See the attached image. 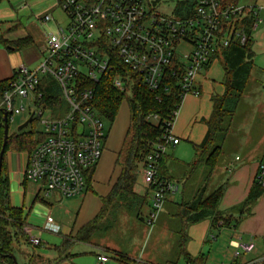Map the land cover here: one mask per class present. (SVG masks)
<instances>
[{"label":"built area","instance_id":"2783aa9c","mask_svg":"<svg viewBox=\"0 0 264 264\" xmlns=\"http://www.w3.org/2000/svg\"><path fill=\"white\" fill-rule=\"evenodd\" d=\"M58 8L64 21L56 23V30L46 38L39 67L16 69L0 108L10 122L15 114L26 112L42 117L46 109L38 105L45 97L40 91L42 81L48 77L58 85L64 98L60 97L59 103L66 102L68 111L42 123L45 139L29 154L25 177L39 185L45 197L59 193L66 199L84 193L86 173L102 158L107 135L104 118L94 105V92L87 83L109 79L115 89L124 92L132 85L128 75L132 72L153 93H167L174 86L183 100L188 95L198 97V78L215 57L234 42L247 43L244 22L253 20V33L264 27L263 7L224 9L222 0H197L194 15L185 19L153 12L149 0H58ZM41 21L50 22L52 17L47 15ZM184 45L192 50H185ZM17 101L20 107H16ZM24 101L32 107L27 108ZM149 119L159 120L157 116ZM173 121L166 122L161 141L140 165L143 184L153 188L147 218L150 228L168 196L180 191L178 183L159 174L162 157L169 147L179 144L172 134ZM255 182L264 189V161ZM222 226L219 222L217 228ZM43 229L59 232L51 217ZM30 244L40 247L42 241L31 238ZM231 247L234 260L241 253L252 254L256 248L253 238L246 243L232 242ZM98 261L104 264L108 258L98 256ZM0 264H5L1 257Z\"/></svg>","mask_w":264,"mask_h":264},{"label":"trees","instance_id":"16d2710c","mask_svg":"<svg viewBox=\"0 0 264 264\" xmlns=\"http://www.w3.org/2000/svg\"><path fill=\"white\" fill-rule=\"evenodd\" d=\"M3 1L5 0H0V6ZM239 1L222 0V7L224 9L235 8L239 6ZM149 3L153 12L185 19L194 15L197 0H149ZM171 5L173 8L170 12L158 11V8L159 10L169 9ZM252 24V19L245 21L243 24L249 37L245 45L234 42L230 47L224 49L221 54L217 55L207 67L209 68L214 61L220 60L224 71V94L213 97V112L206 122V136L200 145L194 146L195 160L186 165V169L188 168L190 171L203 170L206 184L211 183L214 172L220 167L224 152V140L247 93L251 75L254 71L256 54L253 50ZM0 44L21 51L33 43L29 38L7 43L3 37H0ZM128 75L132 80V85L124 92L115 89L109 79H104L99 84H86V87L94 92V105L103 118L111 124L114 123L123 100L127 99L130 108V126L117 160V165L122 169L118 183L110 196L104 200L100 214L91 223L84 226L74 238H69L60 247L56 248L61 258H69L66 253L76 242L81 244L93 243L100 232L111 228L112 223L110 221L117 217V212L121 208H126L129 212H135L136 210H142L144 206L149 204L148 198L151 197L153 188L147 187L144 194L137 192L138 171L141 162L152 152L154 145L161 141L166 132V122L174 120V113L179 111L183 99L181 97L182 93L174 86L167 93L164 90L153 93L142 85L136 74L129 72ZM12 79L0 81V105L5 92L10 89ZM40 91L45 93V97L42 103H38V105L43 104L45 107L52 109L60 106L59 88L52 78L43 79ZM152 116L158 117L159 120L156 124L149 119ZM38 119L39 117H35L30 125ZM10 124V118H8L9 128ZM4 126V111L0 108V153L4 144ZM32 132L23 131L20 134L11 135L9 131L5 148L0 178V257L5 264H13L11 257L15 256V244H19L21 241L30 244V238L24 231L25 219L23 212L21 209L12 207L10 203L9 182L6 176V155L9 152L33 153L37 146L44 141L45 136L40 133L38 139L34 140ZM170 161V157L166 152L160 161L159 174L162 179L172 181L173 179L168 174L167 168ZM92 172L93 168L86 173V185L90 181ZM186 177L191 178L188 173ZM225 190L226 186L221 185L213 192L207 193L206 185H204V187L196 189V193L191 198L188 197V200L185 196L179 204L171 203V208H169L173 209V212L170 214L180 220V228L176 232L179 238L178 249L180 257L184 259L186 264H205L203 255L192 257L187 251V244L190 241L188 236L190 226L207 219L213 220L214 228H217L219 222H223L224 226L230 225L231 218L226 217L219 210ZM263 195L264 189L254 182L248 197L239 205L241 208L237 212L241 214L244 211L249 212ZM236 208H234V211ZM141 216L140 212L137 213L139 220H142ZM119 257L124 262L132 261L125 254L119 255ZM133 262L135 264H145ZM167 264H177V262H168ZM237 264H240V262ZM260 264H264V260Z\"/></svg>","mask_w":264,"mask_h":264},{"label":"crops","instance_id":"0c3cea01","mask_svg":"<svg viewBox=\"0 0 264 264\" xmlns=\"http://www.w3.org/2000/svg\"><path fill=\"white\" fill-rule=\"evenodd\" d=\"M39 6H41V9H38L39 14L32 19V21H30V17L28 16V13H26L27 10L25 11V9H36L37 7L40 8ZM56 10L61 12L58 8V0H17L16 4L13 6L12 15L9 16L10 18L8 17L9 21L2 23V25L4 24L6 27L5 29H0V37H3L7 43H13L29 38L33 44L35 41H38L39 48L42 49L45 45L46 39L42 35L41 29L45 26H49L52 22H57L54 20V12ZM20 11L24 12V23H21L20 19L17 17V12ZM47 15L52 17V21L43 23L41 18ZM55 30L56 26L54 31ZM0 46L5 47L6 49L0 50V81L11 79L16 69L21 66L29 65L30 70H36L39 67L40 64L37 62L39 53L37 51L34 52L27 50L26 53L17 57L11 53L20 51H16L13 47L3 44H0ZM214 62L198 78V89L201 93L200 96L196 97L188 95L183 100L184 102L187 98L186 103L183 104L182 102L183 106L181 107L182 111L179 115V123L176 128L172 129L173 136L179 140V144L176 146H179L181 141L185 139L190 142L194 149V146L200 145L206 136V122L210 119L213 112L212 99L214 96H221L224 94V75L222 78L223 88L217 94H213V83L205 76L210 73ZM127 131L126 133H122V131L120 132V130H117L115 131V134L106 136L102 158L96 166L93 167L90 181L86 185L84 193L72 199L63 198L59 193H52L48 197H45L41 187L37 184L29 182L25 177L29 161V153H7L6 176L9 182L10 203L12 207L22 210L25 219L24 231L30 239L38 238L45 246L47 243L43 239H55L58 241V244L55 245L54 249L59 256V261H72L76 260L81 255L93 254L96 256L98 264H101L98 261V256H106L108 258V262L104 264H108L111 258L122 264V262L118 259L120 258L119 255H127L121 246H115L116 248H112L113 245L112 247H108L97 244L95 241L91 244L73 242L74 245H72L66 253V256L69 255V258H61L60 253L56 249L60 247L64 241L69 238H74L84 226L91 223L102 211L104 200L110 196L121 176L122 169L117 165V160ZM176 146H172L170 148ZM235 161L239 162L241 159L236 156ZM262 161H264V147ZM262 161H253V165L248 168L247 165L238 167L236 162L230 160L223 164L220 172L217 173V178L224 180L223 184L228 183L219 210L226 217L231 218V222L230 225H223V229L228 230L231 227H241L243 233L244 231L246 232L245 228L249 227V225L258 224V227H263L260 228L259 231H261V237L264 238V195L254 206H252V209L249 212L244 211L241 214L234 211V208L241 205L248 197L255 182L258 167ZM170 163L173 170H176L174 175L178 172L177 175L180 177H178V179L172 178V181L179 184L180 191L176 195L168 196L162 211L164 214L169 213L171 203L179 204L187 193L185 185L186 173H184L187 164L174 160H171ZM213 178L214 177H212L211 182L213 181ZM138 184L144 185L142 178L138 179ZM146 189L147 187L145 186L144 190L146 191ZM146 208L148 209V215L146 218H143L144 216L142 213V220H140V223L142 222L143 225L148 226L147 218L151 212V201H149L148 207ZM48 217L53 218L54 223L59 228V232L57 234L47 232L43 229ZM233 219H236L235 226ZM169 221L176 222L172 218H168V222ZM214 227L213 220L207 219L199 224L190 226L188 229L190 241L187 244V251L192 257L203 255L205 257V264H209L210 252L207 250L206 245L209 243V239L213 237L212 230L216 229ZM234 237L235 239H232L230 244L232 242H238L239 240L242 241L241 234L237 233ZM250 238L254 239L255 237L250 235ZM80 248H84L82 252L78 251ZM257 253L259 252L256 251L252 254H247L248 262L250 261L249 264H260L263 261L264 256L260 257ZM153 259H147L143 263L154 264ZM182 260L183 264H186L183 258ZM229 264H235V261L232 260Z\"/></svg>","mask_w":264,"mask_h":264},{"label":"rangeland","instance_id":"374dc122","mask_svg":"<svg viewBox=\"0 0 264 264\" xmlns=\"http://www.w3.org/2000/svg\"><path fill=\"white\" fill-rule=\"evenodd\" d=\"M17 0H5L0 6V29H5L6 25H2L9 21V16L13 13V6L16 4ZM239 5L243 7H263L264 0H240ZM32 8L27 10L30 21L34 19L38 14V9ZM173 6L171 5L169 9H161L158 11L167 13L170 12ZM24 11V10H22ZM17 12V17L20 19L21 23H24L25 17L23 16L24 12ZM33 13V14H32ZM9 17V18H8ZM54 20L57 22H52L49 26H45L41 29L42 35L46 39L49 35L54 32L56 23H61L64 21L63 14L56 10L54 12ZM254 47L253 50L256 54L254 59V71L251 75V80L248 86L247 93L244 96L243 102L241 103L236 118L232 124V127L227 134L224 140V152L221 158L220 167L214 173L213 181L209 184L204 182L205 173L203 170L190 171L188 168L184 170V173H188L191 177L188 179L185 178L186 185V200L188 197L191 198L196 192L195 190L199 187L202 188L206 185L207 193L213 192L215 189L221 185L227 186L228 183H224V180L217 178V173L220 172L221 167L227 161H235V157L238 156L241 161L236 162L238 167L247 165L250 168L253 164V161L260 162L263 160V147H264V27L260 28L253 33ZM5 49V47L0 46V50ZM184 49L191 51L192 47L190 45H184ZM183 49V50H184ZM6 50V49H5ZM34 51L39 53L38 64L42 61V49L39 48V42L35 41L34 44L22 50L20 52H13L11 54L15 56L23 55L26 51ZM26 68L30 69L29 65H25ZM205 75V74H204ZM224 71L221 65L220 60H216L211 67L209 74L205 75L208 80L213 83L214 91L213 94H217L221 91L222 87V78ZM209 76V77H208ZM58 87V85L56 84ZM58 97L63 98L61 91L59 90ZM64 99V98H63ZM187 98L183 102L186 103ZM16 107H20V102H16ZM181 105V107L183 106ZM24 105L27 108H31L27 101H24ZM180 107L177 115L173 121V128H176L179 121V115L182 111ZM68 111V105L66 102H63L60 107H55L54 109L46 107L44 109L42 117L30 125L24 130V132H32L33 139L37 140L40 133L43 130V122L49 118L57 117L58 113L65 114ZM30 114L28 112L24 114H15L13 122L10 124V134L17 135L18 128L24 124L28 119ZM103 117V116H102ZM113 124L109 123L107 119L104 120L106 134L113 135L115 131L120 130L122 133H126L129 121H130V108L128 100L124 99L119 113ZM153 123L156 124V121L153 120ZM106 135V136H107ZM124 138V134H123ZM123 140V139H122ZM104 151V150H103ZM168 156L171 160L178 161L180 163L190 164L195 160V153L190 142L183 139L179 146L168 149ZM167 164L168 174L172 178L178 179V172L174 175L176 170H173L170 165ZM250 165V166H249ZM191 172V174H190ZM174 175V176H173ZM141 178L140 170L138 171V179ZM180 178V177H179ZM144 185H137V192L139 194H144ZM72 199V198H71ZM151 201V197L148 198V203ZM148 207L145 206L142 210H136L135 212H129L126 208H121L117 212V217L114 218L110 223H112L111 228L100 232V234L95 238V243L101 244L108 247L116 248L115 246H121L132 261H126L119 259L122 264H135L133 261L141 262L149 260H154V264H167L168 262H177L178 264H183V260L179 255V238L176 234L180 228V220L173 217L170 213L173 212V209L169 210L168 214L162 213L160 218L154 223L153 228L143 225L140 223V220L137 218V213H143V218H146L148 215ZM241 206L236 208L235 212L239 211ZM144 209V211H143ZM252 209V208H251ZM143 211V212H142ZM169 219H174L176 222H168ZM173 223V224H172ZM234 226L236 225V219H233ZM174 226V227H171ZM263 227H258L256 225H249L246 227V232L242 233L241 227H231L226 230L223 228H216L212 230V236L216 238L214 240L212 237L209 239V243L206 245L207 250L210 252L209 264H229L232 260L235 261V264H249L247 259V254H242L241 256L234 260L235 250L231 247V240L235 239V234H241L242 242H248L251 238L250 235L255 238V251L258 256L263 257L264 255V238L261 237L259 229ZM173 229V230H172ZM128 235V236H127ZM133 235V236H131ZM47 245L40 247H35L31 244L21 241L19 244H15V257L19 264H98L97 258L93 254L81 255L76 260H66L59 261L58 254L55 252V245L58 244V241L55 239H43ZM44 242V243H45ZM126 245V246H125ZM125 246V247H124ZM84 248H80L78 251L82 252ZM253 252V253H254ZM108 264H121L110 259Z\"/></svg>","mask_w":264,"mask_h":264},{"label":"water","instance_id":"95a60500","mask_svg":"<svg viewBox=\"0 0 264 264\" xmlns=\"http://www.w3.org/2000/svg\"><path fill=\"white\" fill-rule=\"evenodd\" d=\"M35 117H36V112H33L30 115L29 119L18 128V132L21 133L26 128H28ZM4 119H5L4 144H3V147H2V150H1V153H0V178H1V173H2V165H3L4 154H5V148H6L7 140H8V137H9V125H8V117H7V113L6 112H4ZM11 259L13 261V264H19L17 259H16V257L14 255L11 257Z\"/></svg>","mask_w":264,"mask_h":264}]
</instances>
